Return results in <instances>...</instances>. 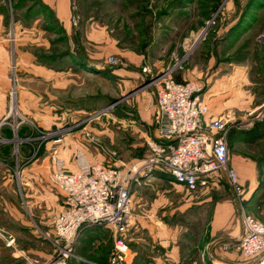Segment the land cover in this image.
Returning a JSON list of instances; mask_svg holds the SVG:
<instances>
[{
	"label": "rangeland",
	"instance_id": "rangeland-1",
	"mask_svg": "<svg viewBox=\"0 0 264 264\" xmlns=\"http://www.w3.org/2000/svg\"><path fill=\"white\" fill-rule=\"evenodd\" d=\"M68 6L63 22L42 0H0V178L23 180L16 203L31 238L9 236L11 249L44 253L24 264H49L65 251L66 264H248L237 249L235 192L218 175L187 189L152 170L132 186L124 231L91 225L70 248L52 221L66 201L56 160L72 174L79 153L120 170L153 155L154 95L169 75L204 87L210 120H230V168L245 213L264 224V0Z\"/></svg>",
	"mask_w": 264,
	"mask_h": 264
},
{
	"label": "built area",
	"instance_id": "built-area-1",
	"mask_svg": "<svg viewBox=\"0 0 264 264\" xmlns=\"http://www.w3.org/2000/svg\"><path fill=\"white\" fill-rule=\"evenodd\" d=\"M204 87L197 83H179L171 76L161 79L157 90V140L153 155L127 170L91 165L83 153L77 155V171L67 174L61 160H56V181L64 190L63 209L53 224L60 240L71 247L88 226H108L124 231L131 217V189L142 175L163 170L172 180L187 189L206 185L213 176L226 174L235 192L242 224L237 246L248 264H264V224L245 213L237 174L230 168L227 130L230 120L219 117L207 120L210 113L203 97ZM144 170L141 174L140 170ZM140 176V177H139ZM14 242L10 240V244ZM116 248L126 246L119 239ZM49 264H66L68 252Z\"/></svg>",
	"mask_w": 264,
	"mask_h": 264
},
{
	"label": "crops",
	"instance_id": "crops-1",
	"mask_svg": "<svg viewBox=\"0 0 264 264\" xmlns=\"http://www.w3.org/2000/svg\"><path fill=\"white\" fill-rule=\"evenodd\" d=\"M42 2L45 5L49 4L50 6H52L57 12L58 18H60L63 22L68 21V17H69L68 0H42ZM202 95L204 99L206 100V96H207L206 91ZM154 97H155L156 107H157L156 93ZM210 119L211 118L209 115L207 117V120L209 121ZM149 138L152 141L157 140L156 127L153 128ZM72 169L73 171L77 169L76 164L74 162L72 164ZM159 174H157L159 175V177L157 175L156 176L160 178L161 180H166V181H169L174 186L185 188L184 186L175 183L169 174L167 173H164V174L159 173ZM217 175L220 176V179L226 184L228 188H230L229 181H228L226 174L219 173ZM20 182H23V180L21 181L20 178H16V179L0 178V198L3 196L8 198L7 202L0 200V253L3 255V257L0 256V264H22V263L24 264V262H27L29 255H32L33 253L35 254L39 253V257L41 258H43L44 256L43 252L41 251L38 252L31 248L28 249L27 251L28 254L23 253L21 252V250H18L16 248L11 249L13 246L9 244V236L10 238L12 236H14L15 238L16 236L17 238L19 237L20 243L31 242L27 222L24 221V216L22 214V211L20 207L18 206V204L16 203V196H17L16 188H18L21 185ZM32 186H34L33 192H38L37 184L36 185L32 184ZM231 192L233 194L232 188H231ZM233 197H234V194H233ZM2 218H6V219H2ZM10 219H14L15 223L10 224L9 222ZM17 223H19V225ZM25 234H27V236ZM20 236H22L23 238ZM34 238L38 239V237H34ZM4 254H7L6 257H4Z\"/></svg>",
	"mask_w": 264,
	"mask_h": 264
},
{
	"label": "trees",
	"instance_id": "trees-1",
	"mask_svg": "<svg viewBox=\"0 0 264 264\" xmlns=\"http://www.w3.org/2000/svg\"><path fill=\"white\" fill-rule=\"evenodd\" d=\"M177 81H178V82H180V80H179V79H177Z\"/></svg>",
	"mask_w": 264,
	"mask_h": 264
}]
</instances>
